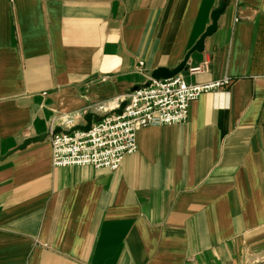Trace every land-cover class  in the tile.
Wrapping results in <instances>:
<instances>
[{
  "label": "crops",
  "instance_id": "1",
  "mask_svg": "<svg viewBox=\"0 0 264 264\" xmlns=\"http://www.w3.org/2000/svg\"><path fill=\"white\" fill-rule=\"evenodd\" d=\"M186 58L226 93L116 171L52 164L59 115ZM0 264H264V0H0Z\"/></svg>",
  "mask_w": 264,
  "mask_h": 264
},
{
  "label": "built area",
  "instance_id": "2",
  "mask_svg": "<svg viewBox=\"0 0 264 264\" xmlns=\"http://www.w3.org/2000/svg\"><path fill=\"white\" fill-rule=\"evenodd\" d=\"M143 62H141V65ZM202 67H195L197 73ZM232 82L229 75L207 82L189 83L180 74L155 79L109 101L91 106L100 116L90 129L76 128L86 111L59 115L61 130L50 129L52 164L54 166H91L96 169L118 170L127 154L137 149V132L150 125L176 124L189 119L190 107L202 94L226 93ZM125 104L122 112L117 109ZM86 123V121H85Z\"/></svg>",
  "mask_w": 264,
  "mask_h": 264
},
{
  "label": "water",
  "instance_id": "3",
  "mask_svg": "<svg viewBox=\"0 0 264 264\" xmlns=\"http://www.w3.org/2000/svg\"><path fill=\"white\" fill-rule=\"evenodd\" d=\"M186 62H187V58L179 66H177L174 69H167L164 67L158 68L153 72L152 77L155 79H160V78H169L171 76L177 75L185 67ZM138 87H136V88H138ZM124 106H125V104L123 103L121 105V107L119 109H117V112H122ZM84 119H85L86 123L84 125H78V126H76V128L89 130L93 120H99L100 116L97 114H94L92 112H88L85 115ZM60 130H61V128L57 129V131H60ZM40 139H41L40 136L29 137L21 145L18 146V149L26 148L31 142L39 141Z\"/></svg>",
  "mask_w": 264,
  "mask_h": 264
}]
</instances>
